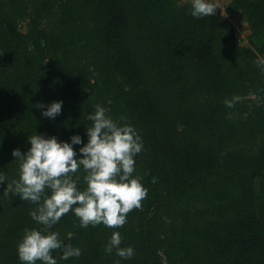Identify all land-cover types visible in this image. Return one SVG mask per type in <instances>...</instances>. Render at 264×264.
<instances>
[{
  "label": "trees",
  "instance_id": "trees-1",
  "mask_svg": "<svg viewBox=\"0 0 264 264\" xmlns=\"http://www.w3.org/2000/svg\"><path fill=\"white\" fill-rule=\"evenodd\" d=\"M224 11L198 19L187 0H0V264H21L25 229L40 227L29 215L36 205L3 195L19 179L13 150L28 152L35 134L79 135L82 158L97 104L142 137L134 176L148 197L119 229L63 216L53 230L82 254L54 253L58 264H264V71L254 63L264 58V0H229ZM59 101L61 114L44 117ZM114 231L131 259L105 252Z\"/></svg>",
  "mask_w": 264,
  "mask_h": 264
},
{
  "label": "clouds",
  "instance_id": "clouds-1",
  "mask_svg": "<svg viewBox=\"0 0 264 264\" xmlns=\"http://www.w3.org/2000/svg\"><path fill=\"white\" fill-rule=\"evenodd\" d=\"M220 8L210 0H192L191 15L195 18L211 17ZM254 63L264 71V58ZM239 97L225 99L226 107H234ZM63 101L53 102L43 111L46 118L55 119L61 114ZM44 109L45 105L37 104ZM86 119L92 121L87 127L88 143L79 149L82 158H77L73 145L82 144L79 135L71 137V143L60 142L56 137L45 138L35 134L28 137L31 148L22 153L15 149L12 155L19 163V179L7 183L4 196H19L36 205L30 211L32 220L40 227L27 228L18 243L17 252L21 264H58L60 259L79 258L82 250L65 243L54 226L61 218L72 212L79 220L78 227L88 228L104 225L119 229L127 223L133 210H142V201L148 197L141 176L135 175V157L143 151L142 137L137 129L127 123L126 117L113 119L108 109L97 104L94 114ZM83 170L86 187L79 185ZM7 177L0 175V184ZM153 183L156 178H153ZM50 193V194H49ZM74 233L69 232L71 241ZM122 236L114 231L105 245V252L113 249L122 259L135 255L132 246L121 247ZM119 264V262H118Z\"/></svg>",
  "mask_w": 264,
  "mask_h": 264
},
{
  "label": "rangeland",
  "instance_id": "rangeland-1",
  "mask_svg": "<svg viewBox=\"0 0 264 264\" xmlns=\"http://www.w3.org/2000/svg\"><path fill=\"white\" fill-rule=\"evenodd\" d=\"M187 1H190L192 4V0H187ZM210 2L217 3L219 5V7L221 8V9L218 8V10H221V12L224 13L225 12L224 7L227 6V4L229 3V0H210ZM222 7H223V9H222ZM231 22H232V25L234 27L235 34L238 38L239 43L244 45V46H249L250 43L246 40L247 23L240 16L233 17L231 19ZM27 24H28L27 20L21 21L19 23L20 30L23 32L26 31L27 30ZM42 25L44 27H52V23L49 20H44L42 22ZM260 184H261V182L257 183V186H256L257 191H258V186L260 187ZM256 203H257V213L264 222V201H262V200L260 201V198H256Z\"/></svg>",
  "mask_w": 264,
  "mask_h": 264
},
{
  "label": "crops",
  "instance_id": "crops-1",
  "mask_svg": "<svg viewBox=\"0 0 264 264\" xmlns=\"http://www.w3.org/2000/svg\"><path fill=\"white\" fill-rule=\"evenodd\" d=\"M260 187L258 186L257 198H260V201H264V183L261 182Z\"/></svg>",
  "mask_w": 264,
  "mask_h": 264
}]
</instances>
